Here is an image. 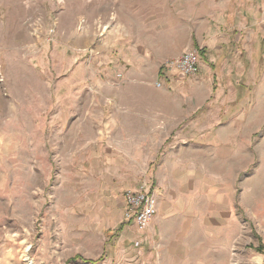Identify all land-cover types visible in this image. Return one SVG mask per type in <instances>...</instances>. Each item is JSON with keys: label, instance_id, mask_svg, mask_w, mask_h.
Instances as JSON below:
<instances>
[{"label": "rangeland", "instance_id": "374dc122", "mask_svg": "<svg viewBox=\"0 0 264 264\" xmlns=\"http://www.w3.org/2000/svg\"><path fill=\"white\" fill-rule=\"evenodd\" d=\"M169 1L0 0V264H264V0ZM197 8L214 24L227 17L228 48L217 36L204 56L216 79L180 102L144 78L153 66L124 77L120 42L134 9L168 22ZM188 50L200 55L184 48L158 74ZM150 122L166 142L184 122L202 146L180 170L195 166L193 215L161 235L149 231L153 217L144 229L124 212L118 221L123 194L143 182L155 195L153 183L143 174L115 190L121 176L105 158Z\"/></svg>", "mask_w": 264, "mask_h": 264}, {"label": "crops", "instance_id": "0c3cea01", "mask_svg": "<svg viewBox=\"0 0 264 264\" xmlns=\"http://www.w3.org/2000/svg\"><path fill=\"white\" fill-rule=\"evenodd\" d=\"M135 5L133 4L132 7ZM156 5L158 7H169L172 3L169 0H157ZM145 6L147 5L141 3V7ZM178 12L175 11L170 16L168 12V22H161L158 14H156V18L152 19L144 11L139 13L137 9H134L131 15H129L131 27L128 30L126 38L120 42L122 50L121 53L119 52V68H126V70L122 69L125 70L124 77L126 75L133 77V75L140 74L141 72L144 73L147 68L153 66L152 68L155 71L153 75H143L144 78L150 80H147L150 85L162 77L163 83L159 89L165 92L170 99L174 97V99L184 102L187 96H191L193 89H197L198 86H204V83L210 79H216L214 77L216 74L210 63V55L207 59L204 56L207 53L212 54L214 52L216 47L215 40L217 38L219 41H222L220 44H217L218 46L224 49L228 48V42L223 40L225 39V35H228L227 33H221L222 25L224 26L228 22L226 14H223L222 21L214 24L212 18L208 17V13L204 14L198 8L190 11L191 16L186 14V16H182L183 18H180ZM159 13L161 16L163 15L162 11ZM242 15L245 19L246 13L242 12ZM153 20H156V22ZM245 21L246 25L243 27L250 29V20L247 19ZM244 28L231 37L233 42H230V49L232 51L235 50L234 45L236 43L238 44L239 41H243L240 35L244 34ZM249 29H247L248 32ZM180 32H183L184 40L178 42L176 37H178ZM204 36L207 39L213 38L204 40ZM184 48L200 50L198 72L176 81L165 77L166 75H161V73L158 74L159 64L168 58L180 54ZM146 84L148 83L146 82ZM156 91L159 90L156 89ZM196 107L198 106L196 105ZM197 109L193 110V113L190 112L188 116L193 115ZM137 123L141 124L143 122ZM180 123L168 122L166 128L170 127L171 124L179 126ZM139 126L145 128H138L137 131L131 130L129 131L130 134H125L126 136L122 137L121 140H114L115 146L112 145V149L114 148L115 151L105 155V158L108 160V163L106 160V166L111 167L115 165L116 172L121 176V185L115 189L117 191L125 188H136L139 185L140 175L145 174L152 179L153 190L156 196V213L150 222L151 227L149 231L154 234L158 229L161 235L163 227L167 228L169 224H173L178 229L179 220L186 222V217L193 215V210H189L191 204L189 198L194 197L193 191L196 190L197 179L195 170H193L195 166L190 165L189 173L187 174L180 170L184 167L181 166V163H183L182 156L186 154V151L196 153L197 150L200 151L202 149L200 144L201 139L196 134L188 135L187 125L184 122L180 125V135L176 138L177 140H169L170 145H167L169 141L166 142V137L161 134V131L155 129L153 122L152 124L151 122L150 124H137V127ZM191 131L195 132V128L191 129ZM118 214V221L124 223L121 206H119ZM127 223L134 225L132 221H127Z\"/></svg>", "mask_w": 264, "mask_h": 264}, {"label": "built area", "instance_id": "2783aa9c", "mask_svg": "<svg viewBox=\"0 0 264 264\" xmlns=\"http://www.w3.org/2000/svg\"><path fill=\"white\" fill-rule=\"evenodd\" d=\"M163 65L161 75L169 74L177 76H188L196 74L199 70V55L194 51H185L181 56L174 60H168ZM163 83L162 77L154 82L155 86L161 87ZM123 212L127 219H132L139 229L148 226L150 218L156 213V197L152 192L151 185L146 183L140 184L135 190H128L123 194Z\"/></svg>", "mask_w": 264, "mask_h": 264}, {"label": "bare ground", "instance_id": "6f19581e", "mask_svg": "<svg viewBox=\"0 0 264 264\" xmlns=\"http://www.w3.org/2000/svg\"><path fill=\"white\" fill-rule=\"evenodd\" d=\"M29 264V263H28ZM31 264V263H30Z\"/></svg>", "mask_w": 264, "mask_h": 264}]
</instances>
